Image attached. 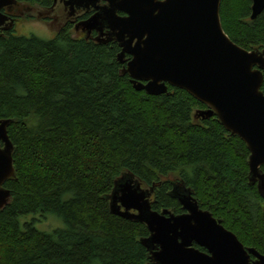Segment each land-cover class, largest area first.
<instances>
[{"label": "trees", "instance_id": "16d2710c", "mask_svg": "<svg viewBox=\"0 0 264 264\" xmlns=\"http://www.w3.org/2000/svg\"><path fill=\"white\" fill-rule=\"evenodd\" d=\"M250 12L251 0H221L222 28L237 45L264 49V9ZM76 33L66 23L49 39L0 37V118L11 119L15 170L3 184L0 264H149L146 226L109 211L105 196L122 174L152 189L158 211L183 212L170 193L181 183L264 254V200L249 182L245 142L215 115L199 116L206 106L183 89L135 90L115 40ZM48 215L60 224L39 229Z\"/></svg>", "mask_w": 264, "mask_h": 264}, {"label": "water", "instance_id": "95a60500", "mask_svg": "<svg viewBox=\"0 0 264 264\" xmlns=\"http://www.w3.org/2000/svg\"><path fill=\"white\" fill-rule=\"evenodd\" d=\"M14 0H0V7ZM221 0H63L75 9L95 12L75 24V30L95 40H115L120 47L121 74H128L135 90L158 95L168 85L188 92L206 108L198 115H215L238 136L249 151L248 178L264 200V93L261 91L264 49H245L222 28ZM264 9V0H251L250 19ZM122 13V14H120ZM5 17L0 14V23ZM0 118V208L10 191L3 186L13 178V145ZM151 190L131 175L113 181L108 199L110 213L143 223L149 234L141 239L149 264H264V254L245 247L209 210L202 209L192 190L181 183L170 192L183 212L152 208ZM194 244L203 247L200 250Z\"/></svg>", "mask_w": 264, "mask_h": 264}, {"label": "flooded vegetation", "instance_id": "af4514ba", "mask_svg": "<svg viewBox=\"0 0 264 264\" xmlns=\"http://www.w3.org/2000/svg\"><path fill=\"white\" fill-rule=\"evenodd\" d=\"M50 2H51L50 4H52L54 6L52 18H55L54 21H57V25H58L57 30L62 28L66 23H69L70 25H72L74 33H76L77 30H75V24L78 23L79 21L84 20V18H82L81 15L86 14V13H90V15H91L95 12V10L92 7L88 8V9L79 8V9H75L74 13L70 15L69 9L66 5H64L63 0H51ZM27 4H29V3H27L23 0H14V2L3 5L2 7H0V14L5 17L4 21L2 23H0V37H3L7 34L18 35V36L22 35V34L16 33V31H17L16 26L18 25V22L20 21V19L24 16V12H25L24 8H26V10L29 9ZM60 5L62 6L63 11H65V13H63V15L59 12V6ZM120 14H122V13H120ZM27 15L31 16L29 13ZM60 17H61V21L59 22ZM78 31H79V33L78 34L76 33L77 35H79V36L85 35V34L81 33L80 30H78ZM93 32H94V38H95L97 32L94 30L91 31L88 35L89 36H90V34L92 35ZM24 36H30V35H24ZM129 57L130 56L128 54H126L125 58H124L125 61L128 60ZM125 61L123 63H121V65H122L121 70L125 66ZM194 246L199 248L200 250H204L203 247H200L196 244H194Z\"/></svg>", "mask_w": 264, "mask_h": 264}, {"label": "rangeland", "instance_id": "374dc122", "mask_svg": "<svg viewBox=\"0 0 264 264\" xmlns=\"http://www.w3.org/2000/svg\"><path fill=\"white\" fill-rule=\"evenodd\" d=\"M27 6L29 9L26 10V8H24V16L20 19L18 25L16 26V33L22 34L23 36L34 35L43 39L52 38L58 28L57 21H54L55 18H52L54 6L52 4H49L45 8L36 3H29L27 4ZM59 12L62 15L63 13H65L61 5L59 6ZM28 13L31 16L27 15ZM60 21L61 17L59 19V22ZM41 221V223L37 224V227L45 231H49L60 224V219L54 215H48V217L43 218V220Z\"/></svg>", "mask_w": 264, "mask_h": 264}]
</instances>
